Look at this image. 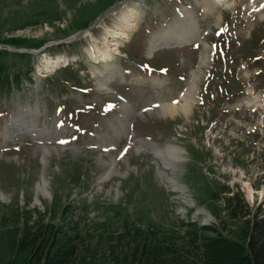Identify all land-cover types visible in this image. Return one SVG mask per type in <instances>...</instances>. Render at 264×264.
<instances>
[{"label": "rangeland", "instance_id": "rangeland-1", "mask_svg": "<svg viewBox=\"0 0 264 264\" xmlns=\"http://www.w3.org/2000/svg\"><path fill=\"white\" fill-rule=\"evenodd\" d=\"M214 1L217 21L207 0H0V61L29 77L0 95V264H52L76 232L88 248L63 264H132L117 242L127 223L193 220L245 244L251 217L224 198L264 212V0ZM134 6L138 27L107 46ZM193 71L191 111L165 113L185 104ZM169 146L182 159L166 167L154 149ZM73 203L75 230L62 212ZM151 261L186 264L171 250Z\"/></svg>", "mask_w": 264, "mask_h": 264}, {"label": "trees", "instance_id": "trees-1", "mask_svg": "<svg viewBox=\"0 0 264 264\" xmlns=\"http://www.w3.org/2000/svg\"><path fill=\"white\" fill-rule=\"evenodd\" d=\"M25 80H29L27 75L24 77L21 72L11 74L5 64L0 61V95L10 96L14 91L19 92L23 85L22 82ZM225 193L223 192V194ZM227 193H231L230 190ZM224 200L225 206L235 202V207L240 206L242 210H246L245 217H251L248 222L245 244H240L231 238L221 236L213 225H202L197 221L182 220L179 226L183 229L179 232L175 230L176 227L170 230H162L154 229L151 226L143 227L142 225L136 226L127 223L124 234L117 236L118 244L121 243L119 245L121 246L120 249L130 251L127 257L134 259L132 264L137 263L139 256L142 257L138 261L139 264H153L152 258H157V256L165 254L168 250H171L174 254H179L186 264H189V262L192 264H264V212L251 211L246 204H244L246 206L242 207L241 203L244 199L239 194H234L233 198L228 197L224 198ZM75 210L78 209L76 204L73 203L64 206L62 211L64 222H68L72 229L77 228L80 224V219L77 212H74ZM68 214H70V217H68ZM67 218L68 221H66ZM40 224V222L36 224L35 231L42 230ZM176 224H179V222H176ZM47 227L53 228L52 226ZM212 231L215 234L214 236L210 235ZM162 235L173 236L178 241L181 240L183 244L161 241L160 236ZM72 239L73 242L70 241L72 243H66L50 258L52 264H63L75 249L76 251L78 250L79 243L88 248L87 244L90 242V235L88 233V236H86L76 232L75 237ZM42 240H46L44 232L40 238V243ZM74 241H76V244ZM225 252L229 254L232 252V255L230 256ZM98 255H100L99 252ZM185 258L192 260L189 261ZM179 264L184 263L181 262Z\"/></svg>", "mask_w": 264, "mask_h": 264}, {"label": "bare ground", "instance_id": "bare-ground-1", "mask_svg": "<svg viewBox=\"0 0 264 264\" xmlns=\"http://www.w3.org/2000/svg\"><path fill=\"white\" fill-rule=\"evenodd\" d=\"M207 3H208L209 11L211 13H214V15L216 16V21L220 20L219 19L220 17H218L219 11L217 10L216 2L214 0H207ZM191 20H192V17L187 15V18L185 20H182V22H184V21L188 22V23H190L191 27H195V24L193 22L191 23ZM121 22H122V24L117 25V28H118L117 32L114 33V36L109 41L110 44H108V42H106V44H108L107 46L119 47L120 42L123 40H126L130 36V34L135 31V29L138 27V25L140 23L139 7L134 6V9L132 11L124 14L121 17ZM191 37H193V36H191ZM165 39H166V41L160 45L161 47H168L169 43L172 42V41H169V37H167ZM177 40H179V39H177ZM181 41L183 42V39H181ZM187 41H190V39H188ZM182 42H175L174 44L179 45ZM171 45H173V44H171ZM154 46L156 48L160 47V46H156L155 44H154ZM109 51H110L111 55L108 54ZM111 51H112L111 49H108V51H105V52L101 51L102 52V53L100 52L101 55L98 56V58H100L99 62L101 63V62H105V61L112 59L115 54H112ZM115 51L119 52V49H116ZM98 53H99V51H98ZM54 64L59 65L57 63H54ZM47 71H49V69H47ZM199 74L197 72L193 73V75L190 79L189 85H188V86H190L189 90L185 94H182V97L184 98L183 100H184L185 104L182 106H178V104L161 105L162 109L164 110L165 113L175 114L176 112H178L179 109H182L185 112L191 111L192 100L190 98V95L197 88V81L199 79ZM40 76H42V75H40ZM102 76H103V78H102V80H100V85L104 89V87L106 86L105 81L107 79L105 78L106 77L105 74H103ZM124 107L129 112V115H131V117H133L134 115H137L136 111H134L133 108L130 107L129 104H127V105L125 104ZM180 152H181L180 149L173 147V146H169L165 150L154 149V154H155L156 158L161 159L164 162L166 167H170L172 164L174 165V163L176 161H180L182 159V157L179 155ZM44 162H45V160H44ZM110 175L111 174L109 173L108 175H106V177L104 179L107 180L110 177ZM168 181H171V180L168 179ZM46 186H47V182H46V175H45V170H44L41 183L39 184V189L45 195L48 194ZM1 197L4 199V196L0 192V198Z\"/></svg>", "mask_w": 264, "mask_h": 264}, {"label": "water", "instance_id": "water-1", "mask_svg": "<svg viewBox=\"0 0 264 264\" xmlns=\"http://www.w3.org/2000/svg\"><path fill=\"white\" fill-rule=\"evenodd\" d=\"M0 199H2V198H0ZM203 213H206L205 211H203Z\"/></svg>", "mask_w": 264, "mask_h": 264}]
</instances>
